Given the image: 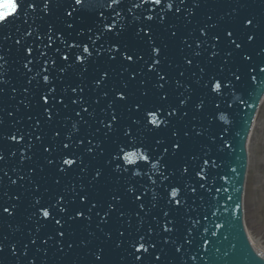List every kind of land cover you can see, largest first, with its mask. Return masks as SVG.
Instances as JSON below:
<instances>
[{"label": "water", "instance_id": "1", "mask_svg": "<svg viewBox=\"0 0 264 264\" xmlns=\"http://www.w3.org/2000/svg\"><path fill=\"white\" fill-rule=\"evenodd\" d=\"M34 2L37 4L35 10L27 9L29 15L25 17L23 15L25 9H19L18 14L10 18L12 23L9 27L0 32V55L5 56L3 73L4 79L7 81L6 84L0 85L4 88V92L0 93V119L3 120V124L0 125V133L6 136L19 129L20 133L25 134L24 139L20 142L0 138V151L5 156V159L0 161V205L17 204L13 214H0V241L5 245V250L0 253V264H29V261H34V264H93L92 253L101 248L104 250L103 259L95 264H130L131 257L128 256V251L131 249L127 244L119 248L116 247V241L120 239L119 231H124L126 235L129 232L135 234L140 219L136 215L137 212L145 217L141 230L144 231L149 226L154 229L151 235L153 242L157 243V248L150 252L152 259L155 258L157 252H162L158 264H264V261L256 256L246 237L241 209L247 167L245 144L253 118L264 94V83H261L264 81V73L259 72L260 64L264 63V0H200L199 7H195L192 0H185V8H194L191 16H186L184 9L180 13H175L173 9L168 13L163 24L156 21L150 22L153 25L152 30L156 43L161 46L168 45L163 50L160 57L162 63L158 66L167 73L166 80L161 81L165 84L162 90L155 87L156 73L149 72L143 61L125 62L119 56L117 60L112 61L108 58L107 52L90 60L86 65V70L77 66L64 73L58 72V68L63 67L66 62L60 58L56 49L60 48L62 51H68V49L64 48L58 39H54L51 46L45 47L48 41L47 35L43 34L47 32V25L53 24L54 32H62L69 41L83 39L87 42L86 37L91 34L86 33L83 37H77L76 32L80 27L85 26L84 24L75 18L66 17L62 8L52 7L49 13H43L41 9L44 0H34ZM53 2L55 3V0ZM176 2L178 3L179 0ZM241 4L245 6L241 7ZM128 6L130 5L125 0V4L122 5L124 9L122 15L125 16L124 23L129 24L128 30L120 36H116L115 33L107 34L97 41V46L103 44L107 47L108 43L123 42L147 55V44L135 36L136 24L139 22L130 23L132 14L128 13ZM161 6H156L153 11L158 12ZM234 9L235 11H233ZM100 11H104L111 18L112 9H100ZM143 12V9L135 10L136 14L141 15V19H143ZM251 16H255L256 26L244 29L240 21L244 17ZM39 17H43V19H39ZM73 22L74 27L67 29L66 24ZM34 24L40 25L38 31L41 36L37 37L35 34L24 36V33L29 30V26ZM173 24L175 28H170L169 26ZM211 24L216 26L208 27L207 37L202 36L199 28ZM228 30L234 31L235 35L228 37L226 35ZM172 31L176 32L175 36L171 35ZM252 31L255 32V36L253 40L249 41L247 35ZM50 35H54V33H50ZM214 35H219L220 40H213ZM5 36L8 38L5 39ZM197 38L204 42L199 46L201 55L194 57L192 54L197 50L195 43ZM146 39L145 36L144 40ZM232 39L240 43L241 48L236 49L234 44L229 43ZM16 40H21V45H17ZM213 44L217 47L213 48ZM22 46H31L33 48L32 56L37 57L31 65L33 71L38 70L48 55L56 59V66H49V74L53 77L52 86L57 89L56 99L52 100L49 105H45L40 99V92L46 90L42 79L37 78L38 85L36 81H33L31 85L28 83V77L32 73L23 67L24 60L28 57ZM41 48H45L47 55H40ZM18 49L20 50L18 51ZM212 51H217L218 55L210 56ZM229 51L233 52L231 57L226 56ZM68 54L74 59L72 51H69ZM244 54L251 56L252 60L244 61L242 59ZM185 57L193 59L192 65L185 63ZM249 64L256 67L257 71L255 73L244 72L242 85L241 82L234 81L237 84L236 90L246 101V104L243 105L236 102L231 109H228L234 117V123L223 125L219 121L210 120L209 115L213 114L215 109L213 99L208 94L209 89L203 87V81L210 75L221 73L222 66L221 74L228 76L229 70L235 71L238 67L244 68ZM125 67H127V71H122ZM201 67L205 69L203 74L200 73ZM103 71H107L109 75L100 86H96L93 81L99 79ZM181 72L184 73L183 76L180 75ZM133 73H135L134 76ZM252 75L258 77L257 81L251 80ZM229 78L234 80V77ZM198 79L200 83L196 82ZM176 80H180L182 85H191L194 90L191 93L192 100L188 107L182 109V111H188L189 114L183 119L179 118V114L170 118L172 123L168 128L162 127L160 130L145 133L149 138L150 145L154 144L155 139L164 138L165 143L159 145L156 152L159 154L163 148H169V153L166 154L164 161L167 166L163 172L165 175H169L171 171L174 172V175H170L167 181H161L158 173L153 174L154 179L157 180L154 187L161 196L153 208L151 206V191L145 193L142 202L146 204L147 208L140 210L137 207L138 202H133L131 199L133 194L127 193L126 188L131 183L137 188L136 194H139L142 191V186L150 183L147 177L135 178L131 177L130 173L114 172L113 168L116 162L109 164L106 161L110 160L111 154L116 150L118 144L131 143V139L123 135L125 125H131L135 134L137 126L132 124V119L141 116V113L136 110L129 112L128 107L141 100L144 101V107L152 103H161L158 100L161 91L168 93V102L177 105L179 99L182 98L180 93L185 89L183 86L177 87ZM124 84H127L126 91L130 95L126 101H119L115 97L114 89L123 90ZM77 86L83 88V92L78 90L74 93L71 91V88ZM13 88L16 91H13ZM25 88H30L31 91L25 93ZM64 89L67 91H63ZM228 91L230 92V90ZM105 92L108 93L107 96L104 95ZM144 92H147V95H144ZM60 97H63V103L58 102ZM77 97L83 98L84 106L93 113L92 115L84 112L81 104L72 103ZM199 98H205L206 104L202 111L197 112L192 108V105ZM230 100V94L223 97L224 104ZM111 101H115L113 108L120 119L117 131L110 133L105 139L106 128L100 121L110 119L109 113L112 110L108 105ZM44 107L52 108L53 118L51 121L44 114ZM78 112L79 116H77ZM194 116L197 119H193ZM37 120L40 121L39 125L36 124ZM73 121H78L79 131H72ZM197 127L204 133L203 135H196ZM225 127L229 128V131L222 137L221 132ZM173 128L179 131L181 137L185 131L190 133V137L184 138L186 147L176 155L172 154L170 148V142L174 139L171 136ZM57 132L60 133L59 136H55ZM69 132L72 133L71 142L67 136ZM37 136H42V139L37 140ZM211 136H215L216 139H210ZM81 139L84 140V144L76 147V142ZM89 139L101 141L104 152L101 153L97 148L92 154L86 153L84 150L89 146ZM223 139L228 140V147H221ZM137 142L139 143V137ZM29 143L33 144V147L26 149L24 155L31 159L21 161L20 150L25 149ZM64 143H71L72 146L64 149ZM45 146L52 147L45 152ZM93 147L95 146L93 145ZM206 151L218 165L216 168L208 166V179L200 180L195 176V171L199 170V164L202 161H197L194 167L190 164L192 170L181 176V166L189 162L192 155L204 157ZM13 152L15 155H12ZM72 152L82 155L84 164L71 168L67 173H61L58 170L60 166L58 158L65 153ZM46 158L54 160V163L49 165ZM132 159L135 161L137 157ZM85 165L88 166L87 171L81 172L80 169ZM97 167L104 169L103 175L90 184ZM128 167L131 168V166ZM142 167L146 171L148 165H142ZM231 168H236V172L233 173ZM21 176L25 179L21 180ZM222 177H227V179H222ZM57 179L60 181L59 183H56ZM13 180L16 181L15 184L11 183ZM185 183L188 184L187 187H185ZM202 183L205 184L204 188L200 187ZM81 184L89 193V202L87 203H81L79 200V195L83 194ZM173 184L181 187L183 204L175 205L168 202L165 189L167 185ZM192 187L196 188L195 192L191 191ZM217 189L220 191L217 192ZM5 192L7 195H4ZM56 194H65V199L70 202L65 205L69 208V213H73L77 208H82L92 216L91 221L85 219L71 221L68 220V215L64 214L67 223L61 230H67L70 234H66L63 238L56 235V229L59 226L55 225L54 221H48L47 226L37 232L40 217L38 213L35 216L32 215L37 211L33 207L34 197H42V202L48 204L54 202ZM112 195L122 197V206L117 203V210L111 213L109 222L101 224L96 213L106 210ZM16 196H19L20 199L16 200ZM93 200L98 201L99 206L88 212ZM237 204L239 207L236 206ZM166 210H170L169 217L163 216V212ZM120 211L125 212L126 215L120 217ZM170 218L175 220L174 231L165 233L162 222ZM192 220H196L198 223L193 226ZM190 227L193 228L191 235L195 238L193 244L185 243L187 229ZM106 233H111V236H107ZM49 235L53 239L44 244L43 241ZM165 236L171 238L167 244L163 243ZM33 238H37L36 244L31 243ZM172 240L182 244L179 253L175 251ZM204 240H207V243H204ZM57 241H62L63 250ZM13 243L16 244L15 254L11 249ZM69 244L72 245L71 248L68 247ZM252 244L256 249L253 242ZM256 250L261 253L260 249ZM192 256H195L196 259L193 260Z\"/></svg>", "mask_w": 264, "mask_h": 264}, {"label": "snow or ice", "instance_id": "2", "mask_svg": "<svg viewBox=\"0 0 264 264\" xmlns=\"http://www.w3.org/2000/svg\"><path fill=\"white\" fill-rule=\"evenodd\" d=\"M127 3L130 5L127 7L128 13L132 14V21L130 23L139 22L136 24L135 28V36L144 41V43L148 46V52L147 55H145L143 52L138 51L135 48L129 47L128 44H124L123 42H114V43H108L105 41V43H108V46L105 47L103 44L100 46H97V41H100L102 37L106 36L109 33H115L116 36H120L122 33L126 32L129 28L128 23H124L125 16L122 15V12L124 11L122 5L125 4V0H55V3L53 0H44L43 6H42V12L43 13H49L52 7L56 8H62L64 13L66 14V17L68 18H75V20H79L82 24L85 26L80 27L79 30L76 32L77 37H83L86 33H90L91 35H87L85 40H71L69 41L65 35L60 31L54 32V25L49 23L47 25V32L43 35H47V41L48 44L45 46H51L54 42V39H58L61 44L64 46V48L68 49V51H62L60 48L56 49V52L60 54V58L64 60L66 63L63 67L58 68V72L64 73L70 68H76L77 66L81 67L82 69L86 70V65L88 62L95 57L100 56L102 53L107 52L108 58L112 61L117 60V57H122L125 62H136V61H143V64L147 65V69L149 72H155L156 73V80L157 83L155 87L157 89H164L165 84L161 83V81H165L167 78V73L164 72L162 69H160L158 66L161 65V55L163 53L164 48L168 47L167 44L164 45H158L156 43L155 34L153 33V25L150 23L152 21H156L159 24H163L166 20V17L169 12H172V10H175V13H180L182 9H184L186 16H191L194 12L193 7H187L185 8V0H179L177 3L176 0H135V2H132V0H127ZM192 4L195 7L200 6V0H192ZM162 5V6H161ZM156 6H161L159 8L158 12L153 11V9ZM245 5L241 4V7H244ZM25 9L23 12V15L27 17L29 14L27 12V9H33L35 10L37 8V4L34 2V0H5V3L0 5V32H2L4 29H7L9 25L12 23L10 20L11 17L18 14L19 9ZM100 9H112L111 18L105 14L104 11H100ZM143 9V19H141V15L136 14L135 10ZM235 11V9L233 10ZM39 19H43V17H39ZM209 19H211L209 17ZM240 23L242 24L244 29H248L250 27L256 26V18L255 16L251 17H244ZM215 24L211 25H205L201 28H199V32L202 36L207 37V28L208 27H215ZM40 25L34 24L29 26V30L24 33V36H31L33 34L37 35V37L41 36V33L38 31ZM67 29H72L74 27L73 23H67L66 24ZM170 28H175V25H170ZM50 33H54V35H50ZM143 33V35H141ZM172 36L176 35L175 31L171 32ZM226 35L228 37H233L235 35L234 31L228 30L226 32ZM69 36H71V33H69ZM147 37L146 40H144V37ZM255 36V32H249L247 35V39L249 41L253 40ZM5 39L8 37L5 36ZM213 40L219 41L220 36L214 35L212 37ZM204 41H201L199 38L196 39L195 43L197 45V50L193 52L194 57H198L201 55V52L199 51V46ZM17 45H21V40H16L15 42ZM229 43L234 44L236 49L241 48V44L237 43L235 39H232L229 41ZM23 51L27 54L28 58H25L23 67L28 70V72L32 73L31 76L28 77V83L31 85L33 81L37 82V85L39 84V81L37 78H41L44 85L46 86L45 91L40 92V99L44 102L45 105H49L52 100L56 99V92L57 89L52 86L53 77L49 74L50 67L56 66V59L48 55V58L44 60L43 64L40 65L38 70L33 71V68L31 65H33L34 60L37 59V57L32 56L33 48L31 46H22ZM191 47V45H189ZM213 48H216L217 45L213 44ZM94 49V51H93ZM20 49H18L19 51ZM74 50V51H73ZM69 51H72V56H74V59L69 56ZM40 55L44 56L47 55L45 48H41ZM218 55L217 51H212L210 53V56L215 57ZM233 55L232 51H229L226 53L227 57H231ZM242 59L246 62L251 61L252 57L248 54H244ZM6 62L5 56L0 55V85L6 84L7 81L4 79V73H3V66ZM185 63L187 65H192L193 59H189L188 57H185ZM143 69L141 68V71ZM122 71H127V67L123 68ZM257 71V68L249 64L247 67L240 68L238 67L235 71L229 70L228 76L222 75L223 72V66L221 68V73H216L213 75H210L208 79L203 81V87L209 89V96L213 99V106H214V113L209 115V119L212 121H219L223 125H231L234 123V117L232 114L228 111V109H231L233 107V104L238 102L239 104L243 105L246 104V101L242 98L241 94L236 90L237 84L235 82H241V85L243 84V75L244 72H250L255 73ZM205 72V69L203 67L200 68V73L203 74ZM259 72L264 73V63H261L259 66ZM239 73V74H238ZM109 75L107 71H103L100 74V78L93 81V83L96 86H100L102 82L105 80V78ZM133 76L135 73L132 74ZM181 76L184 75L183 72L180 73ZM234 77V80L229 78ZM258 77L256 75L251 76V80L253 82L257 81ZM235 81V82H234ZM197 83H200V80L198 79L196 81ZM141 83H144V81H141ZM261 83H264V81H261ZM177 87L183 86L185 91L180 93L179 102L177 105H173L171 102H168V93L161 91L158 100L161 103H152L149 104L147 107H144V101L141 100L139 102H134L128 107V111L131 112L133 110H136L141 113V116L134 117L132 119V124L136 125L135 134L133 132V128L131 125H125L123 128V135L125 137H129L131 139V143L129 144H118L116 150L111 154L110 160L106 161V163H113L114 168L113 171L117 173H130L131 177L135 178H141V177H147L149 184H145L142 186V191L139 194L137 193V188L132 185L131 183L128 184L126 191L129 194H133L131 199L133 202H138L137 207L140 210H146L147 206L145 203L142 202V197L145 193H148L151 191V206L154 208L158 202V199L160 198L161 194L160 192L154 187L157 184V180L154 179L153 174L158 173L160 176L161 181H167L170 178V175H174V172L169 173V175H165L163 172V169L167 166L165 164V156L167 153H169V148L165 147L163 148L162 152L157 154L156 148L159 145H162L165 143V140L163 137L155 139L154 144L148 143V136L145 135L146 132H154L157 130H160L163 128H168L169 125L172 123L170 118L176 117L179 114V118L183 119L186 117L189 113L188 111H182V109H185L188 107L190 101L192 100L191 93L194 91L191 87V85L183 84L180 80H176ZM127 84H124L123 90L120 89H114L115 91V97L119 101H126L130 95L127 90ZM83 92V88L73 87L71 88L72 92L77 91ZM230 90V92L228 91ZM13 91H16L15 88H13ZM31 91L30 88H25L24 92L29 93ZM63 91H67V89H64ZM4 92V88L0 87V93ZM187 93V94H186ZM144 95H147V92L143 93ZM231 95V100L227 102L226 104L223 103V97L227 95ZM105 96L108 95L107 92L104 93ZM59 103H63V97H60L58 100ZM72 103H79L81 104L82 110L89 115H92L93 113L89 112L88 108L84 106L85 102L82 97H77L75 100L72 101ZM115 101H111L108 105L109 109L112 111L109 113L110 119L101 120L100 123L106 128V131L104 133L105 139L108 138L110 133H115L117 131V124L119 122L120 117L116 114V110L113 108V104ZM206 99L205 98H199L193 105L192 108L199 112L202 111L205 107ZM67 107V105H65ZM44 114L48 117V120L51 121L53 118V111L51 107H44L43 109ZM80 113H77V116H79ZM193 119H197V117H193ZM3 124V120L0 119V125ZM36 124L39 125L40 121L37 120ZM78 121H73L72 123V131H79L78 127ZM151 126V127H149ZM99 131V130H97ZM229 131V128L225 127L222 129L221 136L223 137L224 133H227ZM204 133L201 132L200 128H196V135L200 136ZM24 133H20V130L17 129L12 134L6 135L3 133H0V138H6L11 141L20 142L24 139ZM60 133H55V136H59ZM71 135L72 133L69 132L67 134L69 141L71 142ZM239 135L238 133L236 134ZM171 136L174 138L170 142V148L172 150V154L176 155L178 152L183 150L186 147L184 138L190 137V133L188 131H185L183 133V137L180 136L179 131L176 128L172 129ZM139 137V143L137 142ZM37 140H41L42 136H37ZM210 139L215 140V136H211ZM101 141L98 140H91L89 139L88 145L85 148V152L88 154H92L95 152L97 148L100 149V152L103 153L104 149L101 147ZM84 144V140L81 139L76 142L75 146L79 147L80 145ZM93 145L95 147H93ZM71 145V143H64L63 148L68 149ZM229 142L227 139H223L221 147H228ZM33 147V144L29 143L26 145L25 149H21V161L26 159H31L29 156H25L24 152L26 149H30ZM52 146H45L44 151L47 152L50 150ZM131 149V150H130ZM12 155H15L13 152ZM133 157H137L135 161H133ZM5 159V156L2 151H0V161H3ZM47 159V163L49 165H52L54 163V160ZM59 171L61 173H67L71 168L76 167L79 164H84L83 156L78 155L75 152L72 153H65L63 156L59 157ZM119 161H122L121 164ZM197 161H202V163L199 164V170L195 171V176L200 178V180H207L208 179V172H209V165L211 168L218 167L215 160H212L208 156V152L206 151L204 154V157H201L199 155H192L189 162L184 163L180 168V174L181 176H184V174L189 173L192 169L190 168V164L194 167ZM142 165H148L147 170L145 171ZM68 166V167H65ZM128 166H131L129 168ZM87 165H85L83 168L80 169L81 172L87 171ZM15 171V169H13ZM31 171V170H30ZM231 171L233 173L236 172V168H231ZM104 172L103 168L97 167L94 171V175L92 176L90 184L92 182L97 181L100 177H102ZM239 175V174H237ZM21 180L25 179V177L21 176ZM222 179H227V177H222ZM60 181L57 179L56 183H59ZM11 183L15 184L16 181L13 180ZM188 184L185 183V187H187ZM81 190L83 194L79 195V200L81 203H87L89 202V193L85 190V186L83 184L80 185ZM201 188L205 187V184H200ZM74 190V189H73ZM166 196L168 198V202L170 204L180 205L184 203V200L182 198V189L179 186L176 185H167L166 186ZM192 192L196 191L195 187L191 188ZM217 192L220 191V189L216 190ZM67 192V189L65 190V194ZM65 194H56L55 200L52 203L44 204L42 202V197H34V203L33 207L36 208V212H33L32 215L35 216L37 213L39 214L40 221L37 224V232H39L42 228L47 226L48 221H54V224L59 226L56 229V235L63 238L66 234H70L67 232V230H61L64 228V225L67 223V221L64 219V214L68 215V220L75 221L77 219H85L87 221H91L92 216L88 215L82 208H77L73 213H69V208L65 207V205L69 204L70 202L65 199ZM4 195H7L5 192ZM16 200H19L20 197L16 196ZM231 199V197H229ZM115 202V203H114ZM117 203H120L122 206V197L119 195H112L109 202L107 203V208L103 212H97L96 215L100 218L101 224H107L109 222V218L111 216V213L114 210H117ZM99 206V202L96 200L91 201L90 207L88 208V212H91L93 209L97 208ZM239 207V204L236 205ZM17 208V204H11L10 206H3L0 205V214L2 213H8L9 215L13 214ZM55 213V214H54ZM170 210H166L163 212L164 217H169ZM57 214H59V217H57ZM126 213L123 211L119 212V216L123 217ZM136 215L140 218L139 219V226L135 230V234L129 232L126 233L124 231H119V237L116 241V247H121L124 244H127L128 248L131 249V251H128V256L131 257L130 264H158V262L161 260L162 252H157L155 255V258H151V252L150 250H154L157 248V243L153 242L152 239V233L154 232V229L149 226L146 230L142 231L141 227L145 222V217L141 216L140 212H137ZM31 218V217H30ZM189 219H191L189 217ZM175 223V220L170 218L162 222L163 232L165 233H171L174 231L173 225ZM198 223L196 220H192V225L195 226ZM99 227V225H98ZM193 228L190 227L187 229V235L185 237V243L193 244L195 242V238L192 237ZM107 236H111V233H106ZM215 235V233H213ZM53 237L51 235L47 236V238L43 241L44 244H47L49 240H52ZM169 236H165L163 238V243L167 244L170 241ZM37 238H33L31 240L32 244H36ZM175 245V251L180 252L182 248V244L177 243L175 240L171 241ZM61 245V250H63V243L62 241H57ZM204 243H207V240H204ZM203 246V245H201ZM69 248L72 247L71 244L68 245ZM27 248V246H25ZM11 249L13 254H15L16 251V244L13 243L11 245ZM5 250V245L2 241H0V253H2ZM127 250V249H126ZM103 249H98L96 252L92 253L94 256V262H100L103 259ZM256 256L259 257L261 261H264V251L257 254ZM193 260L196 259L195 256L191 257ZM29 264H34V261H29Z\"/></svg>", "mask_w": 264, "mask_h": 264}, {"label": "rangeland", "instance_id": "3", "mask_svg": "<svg viewBox=\"0 0 264 264\" xmlns=\"http://www.w3.org/2000/svg\"><path fill=\"white\" fill-rule=\"evenodd\" d=\"M248 149L250 163L244 195L246 230L254 245L264 251V102Z\"/></svg>", "mask_w": 264, "mask_h": 264}, {"label": "clouds", "instance_id": "4", "mask_svg": "<svg viewBox=\"0 0 264 264\" xmlns=\"http://www.w3.org/2000/svg\"><path fill=\"white\" fill-rule=\"evenodd\" d=\"M3 3H5V0H0V5H2Z\"/></svg>", "mask_w": 264, "mask_h": 264}, {"label": "bare ground", "instance_id": "5", "mask_svg": "<svg viewBox=\"0 0 264 264\" xmlns=\"http://www.w3.org/2000/svg\"><path fill=\"white\" fill-rule=\"evenodd\" d=\"M256 247V246H255ZM256 249H258L257 247H256ZM261 251V250H260ZM262 252V251H261Z\"/></svg>", "mask_w": 264, "mask_h": 264}]
</instances>
